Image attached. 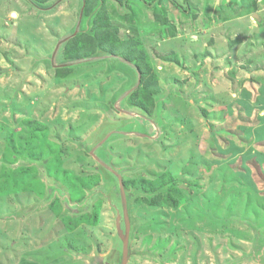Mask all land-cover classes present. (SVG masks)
<instances>
[{"label": "rangeland", "instance_id": "obj_1", "mask_svg": "<svg viewBox=\"0 0 264 264\" xmlns=\"http://www.w3.org/2000/svg\"><path fill=\"white\" fill-rule=\"evenodd\" d=\"M127 238L264 264V0H0V264Z\"/></svg>", "mask_w": 264, "mask_h": 264}, {"label": "water", "instance_id": "obj_2", "mask_svg": "<svg viewBox=\"0 0 264 264\" xmlns=\"http://www.w3.org/2000/svg\"><path fill=\"white\" fill-rule=\"evenodd\" d=\"M127 245H128V238L125 241V249H126V251H124V258H123L122 264H126L127 263V257H128Z\"/></svg>", "mask_w": 264, "mask_h": 264}, {"label": "trees", "instance_id": "obj_3", "mask_svg": "<svg viewBox=\"0 0 264 264\" xmlns=\"http://www.w3.org/2000/svg\"><path fill=\"white\" fill-rule=\"evenodd\" d=\"M145 94H148V91L147 90H144Z\"/></svg>", "mask_w": 264, "mask_h": 264}]
</instances>
